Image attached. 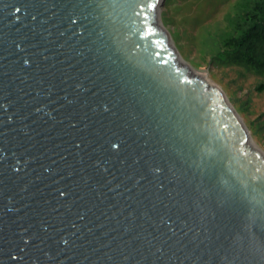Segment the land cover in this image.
Returning <instances> with one entry per match:
<instances>
[{
  "label": "water",
  "instance_id": "1",
  "mask_svg": "<svg viewBox=\"0 0 264 264\" xmlns=\"http://www.w3.org/2000/svg\"><path fill=\"white\" fill-rule=\"evenodd\" d=\"M163 1L0 0V264H264V154Z\"/></svg>",
  "mask_w": 264,
  "mask_h": 264
},
{
  "label": "rangeland",
  "instance_id": "2",
  "mask_svg": "<svg viewBox=\"0 0 264 264\" xmlns=\"http://www.w3.org/2000/svg\"><path fill=\"white\" fill-rule=\"evenodd\" d=\"M239 1L164 0L158 20L178 58L223 90L247 126L251 144L264 154V91L256 90L264 75L230 58L223 47Z\"/></svg>",
  "mask_w": 264,
  "mask_h": 264
},
{
  "label": "trees",
  "instance_id": "3",
  "mask_svg": "<svg viewBox=\"0 0 264 264\" xmlns=\"http://www.w3.org/2000/svg\"><path fill=\"white\" fill-rule=\"evenodd\" d=\"M230 24L232 31L223 40L225 54L264 75V0H240ZM256 90L263 92L264 82Z\"/></svg>",
  "mask_w": 264,
  "mask_h": 264
},
{
  "label": "bare ground",
  "instance_id": "4",
  "mask_svg": "<svg viewBox=\"0 0 264 264\" xmlns=\"http://www.w3.org/2000/svg\"><path fill=\"white\" fill-rule=\"evenodd\" d=\"M250 144H251V141H250ZM252 145V144H251ZM253 146V145H252Z\"/></svg>",
  "mask_w": 264,
  "mask_h": 264
}]
</instances>
